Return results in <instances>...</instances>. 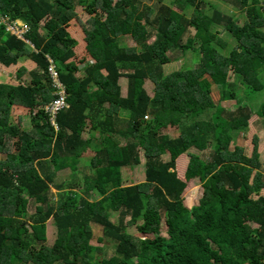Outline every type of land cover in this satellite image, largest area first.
Returning <instances> with one entry per match:
<instances>
[{"label": "trees", "instance_id": "1", "mask_svg": "<svg viewBox=\"0 0 264 264\" xmlns=\"http://www.w3.org/2000/svg\"><path fill=\"white\" fill-rule=\"evenodd\" d=\"M145 1L150 0H0V264H264L259 137L253 138L251 156L229 148L254 115L264 119V101L251 104L264 91V1L235 0L245 16L242 24L238 15L214 7L205 13L203 0H157L155 7ZM78 6L90 14L86 22ZM74 19L82 26L83 55L69 29ZM15 20L29 25L25 39L31 43L7 29ZM215 26L236 43L227 56L218 50L225 43L218 30L211 31ZM195 39L194 66L165 75L170 51L192 52ZM24 61L34 66L28 69ZM50 66L68 93V106L55 118L46 109L55 97ZM2 67L8 72L1 73ZM27 72L29 83L22 81ZM121 78L128 81L125 97ZM146 81L154 85V97ZM237 82L244 86L242 97ZM222 100L236 107L225 109ZM16 107L21 114L14 122ZM23 115L30 116V128L22 125ZM167 125L182 131L170 138L161 134ZM88 129L93 133L84 138ZM8 136L15 148L3 152ZM208 139L214 143L211 159L190 154L179 178L176 161L182 174V154L191 147L205 150ZM90 149L95 155L89 173L84 168L83 177L74 172L56 181V170H77V160ZM142 158L146 181L123 186L121 169H134ZM196 179L202 196L187 208L181 195ZM50 218L57 228L52 246L45 234ZM134 226L156 237L128 233ZM100 227L95 234L93 228Z\"/></svg>", "mask_w": 264, "mask_h": 264}, {"label": "rangeland", "instance_id": "2", "mask_svg": "<svg viewBox=\"0 0 264 264\" xmlns=\"http://www.w3.org/2000/svg\"><path fill=\"white\" fill-rule=\"evenodd\" d=\"M205 3V13L207 14H211L212 12V8L214 7L215 9L217 8L218 10H220L221 12H225V13H229L232 16H236L238 15V23L242 24L245 20V16L244 13L241 11L240 8L237 7V4H235V0H203ZM264 1V0H261ZM146 3H144L145 5H150L151 7H155L157 6V0H150V1H145ZM192 9V8H191ZM189 9L188 13H191L192 10ZM77 11L80 15V18L82 20V22H86L89 18H90V14L87 13L86 11H84L82 9L81 6L77 7ZM105 16H103L104 18ZM102 18V19H103ZM44 22V21H43ZM43 24V23H42ZM69 29L71 30L72 34L74 35V37L78 40V45L75 47V50L78 54H81V46H85V38L84 35L82 33V26L81 24L78 22L77 19H74L71 22V25L69 27ZM218 30V32L220 33L219 37L223 40V42L225 43V46L221 47V46H217L218 50L224 54L225 56L228 55L229 51L231 49H233L236 46V43L227 36L226 33L223 32L222 28L215 26V27H211V31H215ZM44 32V31H43ZM189 35H194V29L193 28H189L188 30ZM122 41L125 42L126 44L130 45V46H136L135 41L129 37V36H122L121 37ZM185 41V37L183 38ZM155 39L152 38L151 39V43L154 41ZM199 45V40L195 39L193 42V47H194V51L192 52H185L183 54H181L178 51L175 50H171L169 55L172 57V61L169 64H166L163 67V72L165 75H171L173 72L182 70V69H190L191 66H194L193 64H195L198 59H199V52H198V47ZM84 52V50H83ZM83 52L81 55H83ZM24 65L27 66L28 69H31L34 65L32 63H30V61H26L23 62ZM20 66V65H19ZM17 67L13 68L16 69ZM8 70L4 67L1 68V73H7ZM260 76L263 78L264 76V70L261 71ZM233 75H231V72H229V82L233 81ZM31 80V76L30 74L27 72L23 78L22 81L25 83H29ZM264 82V81H263ZM120 86H121V92L122 95H124V97L126 96L127 90H128V81L126 78H122L119 82ZM212 89L214 88V85L212 84ZM238 89V93L239 96L242 97L241 95L244 96V86L240 85V82H237V87ZM145 89L147 91V93L149 94L150 97H154V85L150 82V81H146L145 83ZM255 96H252L253 101H251V104L253 106L258 107L261 104V101H264V91L254 94ZM211 98L213 99L214 102L219 100V93L217 91H214L211 94ZM246 104V103H244ZM221 105L223 108L228 109V110H234V108L236 107V104L233 101H221ZM12 120L14 122H17L20 119V114H21V109L20 108H15L14 111L12 110ZM122 116L125 118L124 115H119L120 118H122ZM256 115H254V117H252L249 121L250 126L248 128L247 131L245 132H241V133H237L234 135L232 142H230V150H233L234 147H239V148H243L244 153L246 156H251L253 153V138L254 136H258L259 137V142H258V153L260 155V161L262 162V164H264V119L263 118H258L255 119ZM21 123L23 126H25L26 128H30V116L29 115H23L21 116ZM180 131H182L181 127H177V126H172V125H167L166 127H162L161 130V134L163 135H167L170 138L172 137H177L178 134L180 133ZM93 133L92 130L88 129L83 133L84 138H90L91 134ZM96 138H98V134H96ZM6 142V146H5V150L3 152H7L8 150H14L15 148V142L13 140V138H10L9 136L6 138L5 140ZM121 144H124V140L120 141ZM213 141L211 139H208L206 141V148L203 151H199L198 149L191 147L186 153L182 154L184 155L183 157V161L185 162V165L187 167V164L189 162V155L190 154H194L197 155L201 160L203 161H209L211 159L212 156V151H213ZM9 147V149H8ZM5 154V153H4ZM95 155V152L90 149L86 154L83 153L82 156L77 160L76 164H77V170H74L72 167H67V168H60L58 170H56V181L60 182L63 179H67V178H72L73 173L76 174V176H78L77 178L83 177V169L85 168L87 170V173L90 172L91 166L89 163V160L91 157H93ZM86 157V158H85ZM180 157V156H179ZM178 157V158H179ZM3 158L2 157V153H0V159ZM4 159V158H3ZM162 161H168L169 160V155L168 154H164L162 156ZM145 161L144 158H142V164L135 166L134 169H128V168H122L121 169V176H123L124 178V185L123 186H128V185H134V184H140L142 182L145 181L146 177H145ZM184 167V168H186ZM52 170L55 169V166L53 168H51ZM176 172L178 177H180L181 179L183 178L182 174H179L177 171V161H176ZM55 171V170H54ZM255 173V172H254ZM51 192L53 193V197L57 198L58 197V189L56 188V185L52 184L51 186ZM81 192V191H80ZM202 192H203V186L200 185L198 179L196 180H191L187 183V188L185 189V191L183 192V194L181 195V199L183 201V204L187 207V208H191L193 206L198 205L199 203V199L202 196ZM261 195L264 196V190L261 192ZM34 208L31 207L29 210V214H32L34 212ZM119 214L116 213L114 214V216L112 217L113 220H115V218L118 216ZM130 219V217L127 218V221ZM164 219L165 217H162V230H161V235L162 236H166V231L164 230ZM251 228H256L257 225L255 224H250ZM95 231V234L100 233L102 231V227L100 228H93ZM127 232L134 235V236H138V237H142L143 239H153L154 237H156L155 235H143L141 234L137 228L134 227H127ZM46 243L48 246H52L57 238V228L54 224V219L50 218L47 221V229H46ZM95 245H99L97 243V238L95 237L94 240L92 241ZM109 248V254L108 257L113 256L114 255V247H112V242L110 241H106L105 243Z\"/></svg>", "mask_w": 264, "mask_h": 264}, {"label": "built area", "instance_id": "3", "mask_svg": "<svg viewBox=\"0 0 264 264\" xmlns=\"http://www.w3.org/2000/svg\"><path fill=\"white\" fill-rule=\"evenodd\" d=\"M7 29L16 34L18 37L25 39V34L28 33L30 27L22 20H15L8 22ZM25 40L28 43H31L29 40ZM50 74L54 88L53 95L55 97L48 105H46V109L53 115V118H55V115L61 108L68 106V93L65 84L61 80L60 75L54 66H50Z\"/></svg>", "mask_w": 264, "mask_h": 264}, {"label": "crops", "instance_id": "4", "mask_svg": "<svg viewBox=\"0 0 264 264\" xmlns=\"http://www.w3.org/2000/svg\"><path fill=\"white\" fill-rule=\"evenodd\" d=\"M24 62H26V61H24ZM21 63L24 64L23 62H21ZM121 79H122V78H121ZM121 79H120V80H121ZM122 96L124 97V95H122ZM172 138H173V137H172ZM182 157H184V155H182ZM185 167H186V165H185ZM185 169H186V168H184V170L182 171V175H183V177H184ZM177 176H178V175H177ZM179 178H180V177H179ZM182 179H183V178H182Z\"/></svg>", "mask_w": 264, "mask_h": 264}, {"label": "clouds", "instance_id": "5", "mask_svg": "<svg viewBox=\"0 0 264 264\" xmlns=\"http://www.w3.org/2000/svg\"><path fill=\"white\" fill-rule=\"evenodd\" d=\"M53 91H54V89H53ZM145 177H146V173H145ZM145 181H146V179H145ZM145 181H144V182H145ZM142 183H143V182H142ZM138 184H139V183H138Z\"/></svg>", "mask_w": 264, "mask_h": 264}]
</instances>
